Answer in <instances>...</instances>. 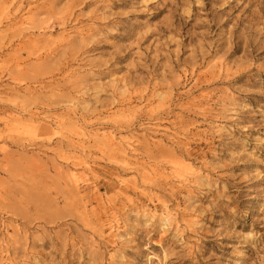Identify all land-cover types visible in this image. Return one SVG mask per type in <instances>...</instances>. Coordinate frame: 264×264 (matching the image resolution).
Listing matches in <instances>:
<instances>
[{"label":"rangeland","instance_id":"rangeland-1","mask_svg":"<svg viewBox=\"0 0 264 264\" xmlns=\"http://www.w3.org/2000/svg\"><path fill=\"white\" fill-rule=\"evenodd\" d=\"M14 16L51 31L0 28V264H264V0H0Z\"/></svg>","mask_w":264,"mask_h":264},{"label":"bare ground","instance_id":"bare-ground-1","mask_svg":"<svg viewBox=\"0 0 264 264\" xmlns=\"http://www.w3.org/2000/svg\"><path fill=\"white\" fill-rule=\"evenodd\" d=\"M33 7L35 8L36 6H33ZM33 11H34V9H30V8L28 9V12L29 13H31ZM6 18H8V17H6ZM9 20H10V23H7L6 25H3L2 24L3 21H1L0 22V28H2V29L4 27L13 28V27L18 26V27H22V29L20 31L26 30V29L35 30L36 32L35 31H32L31 33H32V35L34 34V35H37V36L42 35L44 33H47L49 30L51 31L49 25H45V24L35 25V24H33V23L30 22V19L28 17L27 18H24V19H18L17 20V17L14 16V17H12ZM76 32H77V30H76ZM61 36H64V35L61 33V34H59V37H61ZM128 114L129 113H127L126 111L117 112V115L126 116ZM29 120L30 121H37L38 118L37 117H33V118L29 119ZM77 134H80V135H83V136H86V137L89 136V135H86V134H84L82 132H79ZM102 134H103L102 135V139L101 140L98 139V141L100 143H102L103 145L109 147L110 149L116 150L115 146H118L119 144L124 145L125 148L131 144L127 140L123 141L122 139H118L116 137V135L113 134V133H107V134L102 133ZM98 135L99 134H97V133L93 134L94 137H97ZM5 147L6 146L4 145L3 149H5ZM80 149L82 150V148H80ZM121 152H122L121 153V158L122 159H125V156H126L125 155V152L122 149H121ZM72 156L78 157L76 154H72ZM185 158L186 157H182V155H181L180 156V159L181 160H179L180 161L179 162V165L180 166H178V165L173 166L172 165L171 168H170V173L173 176H175L176 179H178L179 182H187V181H189L190 177H193V176L197 175L198 172H199V170L197 168H194L193 165H191V163H189L188 161H186ZM80 165L84 166V168L85 167H88V162L87 161H79V162H74L73 161L72 164H71V169H68L69 172H70L71 179H72L73 183L75 184L77 190L79 188V181L82 180V178H83V177H80L79 178L76 175V170L78 169V167H82ZM145 213H148V211L145 210ZM158 216H159L160 221L163 222V223L164 222H167V221H169L171 219L170 212L167 209H165V208L161 210V212L159 213ZM108 229H110L109 230L110 233H112L114 230L116 231V229H118V227H117V220L115 218L111 219V223H110Z\"/></svg>","mask_w":264,"mask_h":264}]
</instances>
